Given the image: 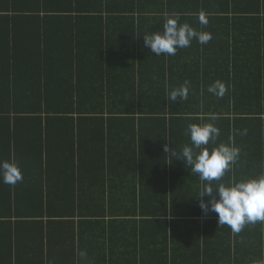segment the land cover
Segmentation results:
<instances>
[{
    "label": "trees",
    "instance_id": "obj_1",
    "mask_svg": "<svg viewBox=\"0 0 264 264\" xmlns=\"http://www.w3.org/2000/svg\"><path fill=\"white\" fill-rule=\"evenodd\" d=\"M172 13L212 39L155 56L142 37ZM207 123L209 147L240 149L220 182L264 173V0H0V160L23 176L0 180V264L264 259V223L219 225L204 182L163 152Z\"/></svg>",
    "mask_w": 264,
    "mask_h": 264
},
{
    "label": "clouds",
    "instance_id": "obj_2",
    "mask_svg": "<svg viewBox=\"0 0 264 264\" xmlns=\"http://www.w3.org/2000/svg\"><path fill=\"white\" fill-rule=\"evenodd\" d=\"M200 24L206 25L204 12L198 14ZM143 44L155 56H174L178 49L190 47L195 39L200 44H206L212 39L208 32H200L188 23H180L179 14L172 13L163 23V30L148 33L143 37ZM190 85L185 81L183 85L169 92L168 100H186L189 96ZM227 88L221 81H215L207 87V92L222 97ZM190 143L183 145L179 154L167 145L164 153H169L175 160L182 161L189 167V171L199 176L204 182L202 192L197 197H209L205 203L200 201L202 211H212L217 214L219 225H227L233 233L239 234L246 225L257 222L264 223V173L246 180H229L220 182L226 172H230L240 157V149L234 144H215L220 134L218 127L212 123L203 125L190 124L186 130ZM246 134V130L243 133ZM23 179L19 166L12 160H0V180L9 185H15ZM216 182V183H214ZM80 259L86 253H78ZM254 264H264V259L254 261Z\"/></svg>",
    "mask_w": 264,
    "mask_h": 264
},
{
    "label": "bare ground",
    "instance_id": "obj_3",
    "mask_svg": "<svg viewBox=\"0 0 264 264\" xmlns=\"http://www.w3.org/2000/svg\"><path fill=\"white\" fill-rule=\"evenodd\" d=\"M176 119V118H175ZM182 119V118H181ZM179 120H180V118H179Z\"/></svg>",
    "mask_w": 264,
    "mask_h": 264
}]
</instances>
